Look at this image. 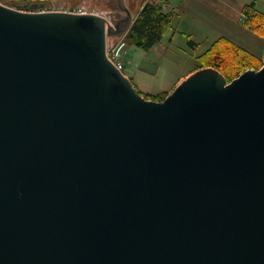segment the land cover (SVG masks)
<instances>
[{
  "label": "water",
  "instance_id": "1",
  "mask_svg": "<svg viewBox=\"0 0 264 264\" xmlns=\"http://www.w3.org/2000/svg\"><path fill=\"white\" fill-rule=\"evenodd\" d=\"M0 2V264H264V58L147 99L135 19Z\"/></svg>",
  "mask_w": 264,
  "mask_h": 264
},
{
  "label": "rangeland",
  "instance_id": "2",
  "mask_svg": "<svg viewBox=\"0 0 264 264\" xmlns=\"http://www.w3.org/2000/svg\"><path fill=\"white\" fill-rule=\"evenodd\" d=\"M127 1L129 4H131V0ZM227 1L229 2L227 3ZM230 2L233 4L234 0H217L216 3H218L221 8L214 7L213 9L210 7L207 1L200 3L193 1L194 4L185 7L187 11H182L180 8L182 1L172 0L171 5L167 10L174 12L173 31H178L177 38L174 42V45H170L169 34L173 33L170 31L163 39V44L169 45L172 52H175L183 58L189 60L187 53L191 55L195 53L196 55L200 56L206 53L216 41L221 38H226L235 45L245 48L253 53L260 55L263 54L264 58V40L259 35L245 30V16H243L242 12L237 11L238 16L235 17L231 12V9L234 10V8L229 7ZM250 2L251 0L249 3ZM259 2L261 7L258 5V8L264 12V0H259ZM51 3L52 5L59 8H75L86 4L92 9L99 11L113 9L115 12L112 14L120 11L119 0H52L45 7H48V5H51ZM122 3L125 4V0H122L121 4ZM197 3H199L201 6L198 17H196L192 12L193 7L197 5ZM225 5V10H228L231 13L224 14L225 12H223L222 8ZM182 32L192 34V38L198 44L194 52H192L190 47L185 45L187 37L181 35ZM125 45L126 43L120 47L119 54L120 56H123V60L126 62V74L129 75L128 73H131V71L138 70V72H136L138 77L137 79L147 85L152 86L153 88L156 87L157 84L153 83L154 78L150 77L151 80L147 79V75H142L143 73L139 72L141 59L143 55L146 54V51L141 50L134 45L131 46L130 44H127V47ZM183 52L186 55H184ZM138 91L141 94L144 93L140 89Z\"/></svg>",
  "mask_w": 264,
  "mask_h": 264
},
{
  "label": "trees",
  "instance_id": "3",
  "mask_svg": "<svg viewBox=\"0 0 264 264\" xmlns=\"http://www.w3.org/2000/svg\"><path fill=\"white\" fill-rule=\"evenodd\" d=\"M52 0H0L11 4H49ZM172 0H142L136 19L125 37L126 44L135 45L149 51L161 43L165 36L173 30L174 12L168 11ZM246 28L264 39V12L255 3L242 8ZM193 49L197 43L189 36ZM263 66V54L253 53L235 45L226 38L216 41L204 54L197 57V70L214 68L223 74L227 83H231L247 70H260ZM168 92L158 94H143L147 99L164 101Z\"/></svg>",
  "mask_w": 264,
  "mask_h": 264
},
{
  "label": "crops",
  "instance_id": "4",
  "mask_svg": "<svg viewBox=\"0 0 264 264\" xmlns=\"http://www.w3.org/2000/svg\"><path fill=\"white\" fill-rule=\"evenodd\" d=\"M122 1V0H121ZM182 3L180 5V8L182 11H187L185 7H188V5L194 4L193 1L197 2H208L210 7L214 9V7H220L218 3H216L217 0H181ZM250 1V0H249ZM248 0H234L233 4L230 2L229 7L234 8L231 9L232 14L237 17L238 12H242V8L245 5H249L252 3L256 4V7L258 8L259 5V0H251L249 3ZM229 1H227L228 3ZM142 0L134 1L131 0V4L128 3L127 0H125V4L122 6L130 9L131 12L133 13V18L136 17L140 7H141ZM197 3L193 7V14H195L196 17L200 14V8L201 6ZM218 4V5H217ZM244 5V6H243ZM260 6V5H259ZM226 5L222 8L224 14H229L228 10H225ZM261 7V6H260ZM221 8V7H220ZM258 10H260L258 8ZM113 11V9H111ZM238 11V12H237ZM261 11V10H260ZM115 12V11H113ZM189 12V10H188ZM263 12V11H261ZM115 14V19L118 20L124 16H126V12L124 10L114 13ZM178 16V15H177ZM245 30L249 31L246 26ZM173 33L169 34L170 38V45H174V42L176 41L177 38V32L178 31H173ZM251 32V31H250ZM181 35L187 37L185 45L191 48L192 52H194L195 49L191 46V43L189 42V36L192 37V34L184 33L182 32ZM187 35V36H186ZM126 36L122 37H116L110 40V43H123V40L125 41ZM166 37V36H165ZM264 40V39H263ZM127 47V45H125ZM132 46V45H131ZM135 46V45H134ZM137 47V46H136ZM139 48V47H138ZM184 48V47H182ZM141 49V48H139ZM143 50V49H141ZM146 51V50H144ZM146 54L143 55L141 59V64H140V69L139 72L143 73L142 75H147V79H150V77L154 78V82L156 83V87H152L150 85H147L143 82H141L139 79H137V74L138 70L131 71V73H128L129 75L126 74V62L123 60V56L121 55V60L124 64V69L123 73L124 75L129 78L135 87L139 90H142V94H158V93H164L168 92L171 93L179 84L181 81H184L186 78H188L191 74H193L195 71H197V57L195 53L193 55L187 53L189 56V60L183 58L182 56L178 55L175 52H172L170 50L169 45L163 44V41L156 45L153 49L146 51ZM184 55H186L183 52ZM149 55V56H147ZM151 80V79H150ZM151 82V81H150ZM152 83V82H151ZM157 90V91H155Z\"/></svg>",
  "mask_w": 264,
  "mask_h": 264
},
{
  "label": "built area",
  "instance_id": "5",
  "mask_svg": "<svg viewBox=\"0 0 264 264\" xmlns=\"http://www.w3.org/2000/svg\"><path fill=\"white\" fill-rule=\"evenodd\" d=\"M38 12H66V13H73V14H95L100 15L106 18H109L110 12L108 10H94L90 6L83 4L79 7H67V8H59L54 5H48V7H45ZM111 39H108L107 44V56L109 60L117 67L118 70L123 71L124 64L121 60V56L119 54V49L121 46L124 45V43H110Z\"/></svg>",
  "mask_w": 264,
  "mask_h": 264
}]
</instances>
